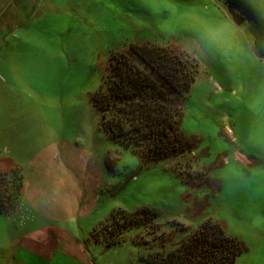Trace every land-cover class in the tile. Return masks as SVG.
<instances>
[{"label":"rangeland","instance_id":"rangeland-1","mask_svg":"<svg viewBox=\"0 0 264 264\" xmlns=\"http://www.w3.org/2000/svg\"><path fill=\"white\" fill-rule=\"evenodd\" d=\"M23 4L19 31L0 34V150L8 143L26 159L51 128L100 159L101 201L89 219L101 222L95 228L113 212L120 219L122 212L148 206L160 214L125 231L117 246L97 247L91 263L147 264L144 258L180 247L205 221L220 220L247 247L235 264H264V196L256 194L264 191V0ZM229 8L245 21L236 25ZM145 42L173 44L196 58L182 129L201 140L187 156L149 166L109 138L92 103L109 50ZM202 168L209 169L207 187L189 189L176 175ZM0 177L4 191L17 173ZM7 229L0 222V264L9 262V243L14 245Z\"/></svg>","mask_w":264,"mask_h":264},{"label":"trees","instance_id":"trees-1","mask_svg":"<svg viewBox=\"0 0 264 264\" xmlns=\"http://www.w3.org/2000/svg\"><path fill=\"white\" fill-rule=\"evenodd\" d=\"M109 53L102 82L92 96L101 119L99 126L109 138L130 149L142 166L195 151L201 140L185 133L182 122L186 94L198 75L196 58L179 46L149 42L131 43ZM188 157L196 163L195 156ZM13 170L17 177L0 190V213L5 215L23 195V175L18 167L0 169V175L7 176ZM208 172L202 168L186 177L180 170L176 175L187 188L195 189L211 183ZM0 182H4L3 177ZM120 215L116 218L113 212L103 226L91 230L90 241L108 248L118 245L125 231L149 225L160 214L145 206ZM246 250L244 242L226 232L223 221L207 220L189 232L180 247L144 259L147 264H235Z\"/></svg>","mask_w":264,"mask_h":264},{"label":"crops","instance_id":"crops-1","mask_svg":"<svg viewBox=\"0 0 264 264\" xmlns=\"http://www.w3.org/2000/svg\"><path fill=\"white\" fill-rule=\"evenodd\" d=\"M24 1L0 0V34L5 38L21 28ZM50 129L26 159L20 157L19 147L8 143L0 150V169L16 166L23 175L17 206L6 215L0 213L14 242L9 243V262L4 264H94L101 246L90 241L91 230L101 222H89L101 201L100 159ZM233 161L240 164L237 157ZM256 194L263 198L264 191Z\"/></svg>","mask_w":264,"mask_h":264},{"label":"water","instance_id":"water-1","mask_svg":"<svg viewBox=\"0 0 264 264\" xmlns=\"http://www.w3.org/2000/svg\"><path fill=\"white\" fill-rule=\"evenodd\" d=\"M229 12L231 19L236 25H239L245 21V17L242 14L234 11L232 8H229Z\"/></svg>","mask_w":264,"mask_h":264}]
</instances>
